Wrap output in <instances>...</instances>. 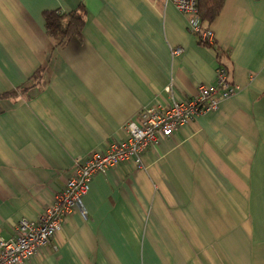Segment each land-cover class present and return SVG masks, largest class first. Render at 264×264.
<instances>
[{"label": "crops", "instance_id": "1", "mask_svg": "<svg viewBox=\"0 0 264 264\" xmlns=\"http://www.w3.org/2000/svg\"><path fill=\"white\" fill-rule=\"evenodd\" d=\"M79 6L80 38L55 51L42 14ZM191 18L163 0H0V96L28 89L0 101L2 241L20 218L37 220L76 159L122 142L142 110L214 86L215 50L237 88L150 147L143 169L96 175L85 217L75 211L24 264H264V0H225L208 26L215 49L199 44ZM193 208L197 218L175 223Z\"/></svg>", "mask_w": 264, "mask_h": 264}, {"label": "built area", "instance_id": "2", "mask_svg": "<svg viewBox=\"0 0 264 264\" xmlns=\"http://www.w3.org/2000/svg\"><path fill=\"white\" fill-rule=\"evenodd\" d=\"M157 2L160 0H148ZM171 4L179 13L190 15V32L208 45L214 37L206 23L201 22L197 13V0H163ZM179 50L173 52L178 55ZM214 86L194 83L195 97L182 102L172 101L166 107L142 110L135 121L124 127L126 138L119 143H109L102 151L91 153L82 163L76 159L71 177L63 189L57 193L52 203L42 211L35 222L20 218L14 238L0 240V264H24L45 250L59 233L64 222L75 211L85 217L82 201L88 194L90 183L96 175H104L109 170L124 163H132L138 170L143 169L142 157L145 152L161 141L169 140L177 131L182 130L203 115L217 109L218 105L230 99L237 88L219 68ZM167 93L171 88L166 89ZM200 211L196 208L175 215L176 224L197 218Z\"/></svg>", "mask_w": 264, "mask_h": 264}, {"label": "trees", "instance_id": "3", "mask_svg": "<svg viewBox=\"0 0 264 264\" xmlns=\"http://www.w3.org/2000/svg\"><path fill=\"white\" fill-rule=\"evenodd\" d=\"M225 0H197V13L201 22L206 23L208 26L219 16ZM44 30L46 36L55 42L54 50L59 51L63 49L71 40L79 39L82 29L84 27L85 11L82 6L70 13H61L60 11H47L42 14ZM200 45L212 48L200 40ZM213 49H215L213 47ZM215 55L218 60L219 66L226 72L227 56L223 53H218L215 50ZM226 69V70H225ZM41 71L38 70L29 80L31 88L41 85ZM28 91L26 87H19L18 89L8 92L0 96V101L14 100L16 97L25 94Z\"/></svg>", "mask_w": 264, "mask_h": 264}]
</instances>
